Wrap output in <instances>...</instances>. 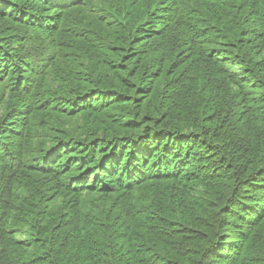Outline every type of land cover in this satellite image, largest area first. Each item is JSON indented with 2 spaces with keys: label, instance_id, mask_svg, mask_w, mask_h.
Masks as SVG:
<instances>
[{
  "label": "trees",
  "instance_id": "16d2710c",
  "mask_svg": "<svg viewBox=\"0 0 264 264\" xmlns=\"http://www.w3.org/2000/svg\"><path fill=\"white\" fill-rule=\"evenodd\" d=\"M0 264H264V0H0Z\"/></svg>",
  "mask_w": 264,
  "mask_h": 264
}]
</instances>
